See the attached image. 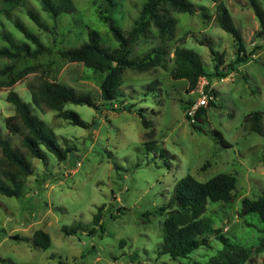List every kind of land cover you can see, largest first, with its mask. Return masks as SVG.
Here are the masks:
<instances>
[{"label": "rangeland", "instance_id": "374dc122", "mask_svg": "<svg viewBox=\"0 0 264 264\" xmlns=\"http://www.w3.org/2000/svg\"><path fill=\"white\" fill-rule=\"evenodd\" d=\"M76 11L61 15L56 21L43 12L38 0H25L33 6L54 34L41 31L22 8L17 15L44 45L57 50L78 47L87 42L88 29L101 35L105 47H119L100 21L93 0H70ZM196 15L178 14L177 37L162 44L159 40L139 39L132 57L142 56L154 48L171 49L150 70L125 72L124 84L113 104L101 97L103 77L96 76L83 64L68 63L58 54L16 63L13 76L32 69L11 88L0 87V132L6 135L5 121L15 114L8 103L10 92L31 104V87L45 83L68 86L89 95L94 106L67 105L90 129L73 126L59 118L58 112L32 105L35 116L54 132L63 149L71 152L65 162L48 154L46 161L30 160L35 174L30 177L20 198L0 195V264H210L223 244L216 235L209 236L202 247L186 259L172 260L162 255V224L166 215L159 209L169 203L175 186L192 176L200 183L227 174L236 177L238 198L231 203H208L202 219L210 221L212 230H220L232 244L247 248L253 264H264L259 252L264 225L256 214L239 219L244 199L264 196V137L251 133L245 117L254 112L264 114V50L238 73L227 78V67L236 60L233 37L214 26L216 4L209 0H186ZM229 9L235 28L241 33L247 53L263 42L257 39L259 23L248 0H221ZM264 11V0H258ZM114 15L120 29L128 33L145 0H118ZM204 9V11H202ZM24 41L4 18L0 30ZM199 55L207 74L213 78L215 107L205 108V123H197L203 132L192 128L184 107L199 97L188 92L187 81L172 79L175 68L172 50L177 42ZM205 41L207 45H201ZM217 52L215 61L210 47ZM6 46L0 40V47ZM0 59V66L5 65ZM7 80L0 78V83ZM211 85V86H212ZM126 111L114 112L115 109ZM142 115L152 124L146 130ZM264 124V120H263ZM230 147L222 144L220 137ZM100 215L98 224L94 218ZM146 216L149 218L147 219ZM77 228L75 236L62 230ZM46 232L51 248L41 250L33 243L36 231ZM241 264H251L244 260Z\"/></svg>", "mask_w": 264, "mask_h": 264}, {"label": "trees", "instance_id": "16d2710c", "mask_svg": "<svg viewBox=\"0 0 264 264\" xmlns=\"http://www.w3.org/2000/svg\"><path fill=\"white\" fill-rule=\"evenodd\" d=\"M38 1L43 12L55 21L63 14L70 15L76 11L70 0ZM209 1L216 4L214 26L231 35L235 44L236 60L227 67V74H220L216 69L218 76L227 78L231 74L238 73V68L249 64L258 53L264 50V11L258 0H248V5L259 23L256 37L263 42V45L247 53L243 37L235 28L229 9L221 0ZM93 3L97 7L100 21L109 28L114 41L119 45L118 48L111 50L105 47L101 35L88 29L87 42L78 47L55 52L53 48L44 45L14 14L17 9L22 8L27 17L41 31L55 35V29H52L42 19L33 6L27 5L25 0H0V20L4 18L8 21L24 38V41H20L5 29L0 30V40L6 44V46L0 47V59L6 62L4 66H0V78L7 80V82L0 83V87L11 88L33 71L32 69L25 70L17 77L13 76L16 63L19 61L58 54L68 63L83 64L96 76L103 77L102 100L106 104H113L124 84L127 70L144 73L153 68L164 55L170 54L171 51V49L162 51L160 48H154L142 56L132 57V49L136 42L141 38H156L162 44L174 42L177 37V21L173 14H197L196 8L186 0H145L139 17L134 21V27L126 33L120 29L114 19V15L119 9L118 0H93ZM185 42L186 40L178 41L172 50L175 68L171 77L175 81H187L190 93L196 90L201 78L210 82L213 76L206 73L204 62L199 55L182 47ZM200 44L207 45V42L201 41ZM208 46L210 47V45ZM210 52L214 60L219 61L221 66L222 61L216 59L217 52L212 47H210ZM155 55L157 62L153 59ZM30 89L31 104L25 103L15 92H10L7 97L8 103L15 108V114L5 121L8 133L4 135L0 132V195L7 198H20L28 179L35 174L30 160L36 159L45 162L46 156L50 154L55 156L59 162H65L71 152L70 149H63L54 132L33 114L32 105L40 110L46 107L58 112L59 118L82 129H90L95 125L87 124L73 111L64 110L67 105L88 106L95 109L89 95L78 93L71 87L57 83H45L38 88L31 87ZM193 103H188L184 107V112L186 107ZM210 106L215 107V104L211 103ZM113 111L126 110L121 108ZM206 114V110L201 109L197 122L205 123ZM140 116L143 127L146 130L152 128V124L142 115ZM186 120L189 122L187 117ZM263 120V113L254 112L245 117V124L251 133L264 137ZM191 126L194 130L203 132L199 126L194 124ZM217 136L220 137L225 147H230L221 134H217ZM237 198V179L232 175L221 174L205 183L198 182L190 175L185 177L175 186L169 203L159 209V215H166L162 224L164 235L161 245L162 255H168L174 261L186 259L200 248L208 247L209 236L216 235L224 249L211 260L210 264H241L244 260L253 264L254 261L250 258L247 248L232 244L220 230L211 229L209 220L202 219L209 202L231 203ZM251 214H256L264 225V196L255 200L246 198L242 201V213L239 214V219ZM99 218L100 215H97L94 222L104 233L105 230L98 224ZM146 218L149 219L147 216ZM77 230V228H64L62 232L66 236H75ZM261 234L259 252L264 251V229ZM33 243L37 248L45 251L52 245L50 236L41 230L34 233Z\"/></svg>", "mask_w": 264, "mask_h": 264}, {"label": "built area", "instance_id": "2783aa9c", "mask_svg": "<svg viewBox=\"0 0 264 264\" xmlns=\"http://www.w3.org/2000/svg\"><path fill=\"white\" fill-rule=\"evenodd\" d=\"M194 93L198 95L199 100L191 105H188L184 114L189 119L191 124L197 125V117L200 110L205 109L211 103H215L216 98L212 92L211 84L205 78L200 79Z\"/></svg>", "mask_w": 264, "mask_h": 264}, {"label": "crops", "instance_id": "0c3cea01", "mask_svg": "<svg viewBox=\"0 0 264 264\" xmlns=\"http://www.w3.org/2000/svg\"><path fill=\"white\" fill-rule=\"evenodd\" d=\"M212 85V84H211ZM212 87H213V85H212Z\"/></svg>", "mask_w": 264, "mask_h": 264}]
</instances>
